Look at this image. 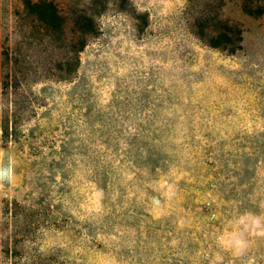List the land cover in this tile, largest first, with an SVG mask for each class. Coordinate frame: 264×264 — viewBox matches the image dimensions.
Here are the masks:
<instances>
[{
    "label": "rangeland",
    "instance_id": "1",
    "mask_svg": "<svg viewBox=\"0 0 264 264\" xmlns=\"http://www.w3.org/2000/svg\"><path fill=\"white\" fill-rule=\"evenodd\" d=\"M47 1L0 0V264H264V0Z\"/></svg>",
    "mask_w": 264,
    "mask_h": 264
},
{
    "label": "trees",
    "instance_id": "2",
    "mask_svg": "<svg viewBox=\"0 0 264 264\" xmlns=\"http://www.w3.org/2000/svg\"><path fill=\"white\" fill-rule=\"evenodd\" d=\"M120 8H124L127 4V0H120ZM28 5L31 7V13L42 18L45 26L49 27L50 24L56 22L58 24L59 32L63 33L66 26V18L61 14V11L57 8V6L52 1L47 0H37L35 2L28 1ZM105 8V5H102ZM93 14L89 15L84 13L80 15L77 19V25L80 33V41L75 48V62L71 63V65H67V67L63 70L65 76H69L71 72L74 71V67L78 65V54L83 50L86 46L87 38L96 34V24L93 18ZM199 39L202 40L207 46L219 49L222 51H226L229 54H234L241 49L242 37L241 33H234L233 36H230L229 33H219L218 35H210L209 33H200ZM7 136L5 132L3 140Z\"/></svg>",
    "mask_w": 264,
    "mask_h": 264
}]
</instances>
